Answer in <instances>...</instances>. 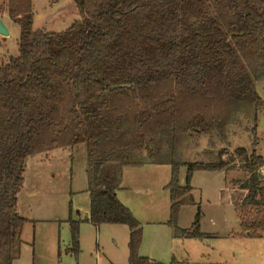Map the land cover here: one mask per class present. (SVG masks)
Returning <instances> with one entry per match:
<instances>
[{
    "label": "trees",
    "instance_id": "trees-1",
    "mask_svg": "<svg viewBox=\"0 0 264 264\" xmlns=\"http://www.w3.org/2000/svg\"><path fill=\"white\" fill-rule=\"evenodd\" d=\"M70 1L81 17L61 31L33 28L32 0L0 6L20 27L18 54L0 62V264L18 257L28 220L17 208L26 159L79 145L89 222L128 226V264H164L138 254L142 225L117 197L122 168L170 165L174 236H206L199 210L192 228L176 219L193 200L192 171L221 169L225 161L184 163L181 149L193 134L224 137L240 116L256 132L264 105L255 89L264 79V0ZM249 161L246 193L234 210L247 236L263 237L262 158L252 151ZM70 226L76 252L77 223Z\"/></svg>",
    "mask_w": 264,
    "mask_h": 264
},
{
    "label": "rangeland",
    "instance_id": "rangeland-1",
    "mask_svg": "<svg viewBox=\"0 0 264 264\" xmlns=\"http://www.w3.org/2000/svg\"><path fill=\"white\" fill-rule=\"evenodd\" d=\"M53 2L32 0L34 29L61 31L80 19L75 4L67 7L70 0ZM4 5L0 0L3 9ZM0 15L9 32L0 34V62H6L18 54L20 27L7 14ZM255 89L264 99V79L255 81ZM252 126L251 120L240 116L227 126L224 137L193 134L181 149L184 163H208L218 157L225 161L221 169L192 171L189 185L193 200L180 208L176 219V226L192 228L199 210L198 228L204 237L174 236L168 223V164L122 168V189L117 197L142 224L139 255L164 264H264V236H247L234 210V204L246 193L241 185L249 176L250 153L254 151L264 160V105L257 113L255 133ZM85 167L81 145L26 159L17 208L28 220L23 224L19 255L12 264H128V226H96L87 219ZM186 171V164L180 165L181 185L186 184ZM71 221L77 223L76 252L70 249Z\"/></svg>",
    "mask_w": 264,
    "mask_h": 264
},
{
    "label": "crops",
    "instance_id": "crops-1",
    "mask_svg": "<svg viewBox=\"0 0 264 264\" xmlns=\"http://www.w3.org/2000/svg\"><path fill=\"white\" fill-rule=\"evenodd\" d=\"M57 1H59V0H54V2L53 3H56ZM68 4V8H72V6L73 5H71V4H74L72 1H71V3H67ZM4 14H6V13H3V15ZM0 17H2V16H0ZM149 164H151V163H147V165H149ZM144 165H146V164H144ZM151 165H153V164H151ZM154 165H158V164H154ZM143 166V165H142ZM142 166H140V167H142ZM169 166V169H167L168 171H169V173L171 172V169H170V165H168ZM86 168V167H85ZM126 170V169H125ZM123 171V170H122ZM122 174H123V172H121V177H122ZM169 179H170V177H169ZM166 185V184H165ZM164 185V186H165ZM163 186V185H162ZM120 189H122V188H119L118 190H117V193H118V191L120 190ZM153 222H159L158 220H152ZM141 223V222H140ZM142 225V224H141Z\"/></svg>",
    "mask_w": 264,
    "mask_h": 264
},
{
    "label": "water",
    "instance_id": "water-1",
    "mask_svg": "<svg viewBox=\"0 0 264 264\" xmlns=\"http://www.w3.org/2000/svg\"><path fill=\"white\" fill-rule=\"evenodd\" d=\"M8 30L5 26V24L2 22V19L0 18V34L1 35H8Z\"/></svg>",
    "mask_w": 264,
    "mask_h": 264
},
{
    "label": "built area",
    "instance_id": "built-area-1",
    "mask_svg": "<svg viewBox=\"0 0 264 264\" xmlns=\"http://www.w3.org/2000/svg\"><path fill=\"white\" fill-rule=\"evenodd\" d=\"M258 173L262 179H264V160H262V163L258 167Z\"/></svg>",
    "mask_w": 264,
    "mask_h": 264
}]
</instances>
